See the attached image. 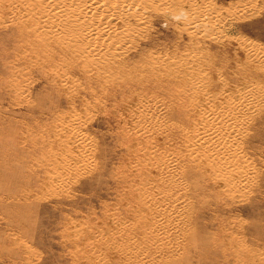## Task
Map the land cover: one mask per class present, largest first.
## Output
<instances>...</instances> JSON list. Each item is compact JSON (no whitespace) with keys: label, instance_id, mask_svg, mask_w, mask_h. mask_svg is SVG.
<instances>
[{"label":"rangeland","instance_id":"374dc122","mask_svg":"<svg viewBox=\"0 0 264 264\" xmlns=\"http://www.w3.org/2000/svg\"><path fill=\"white\" fill-rule=\"evenodd\" d=\"M157 104L219 137L146 163L123 127ZM146 203L161 258L131 264H264V0H0V264H120Z\"/></svg>","mask_w":264,"mask_h":264},{"label":"bare ground","instance_id":"6f19581e","mask_svg":"<svg viewBox=\"0 0 264 264\" xmlns=\"http://www.w3.org/2000/svg\"><path fill=\"white\" fill-rule=\"evenodd\" d=\"M86 32H88V31H86ZM240 89H242V88H240ZM229 96H231V95H229ZM237 101L238 100H236V99L230 100V101L226 100V103L222 102L219 105V107H217V106L216 107L219 111L223 110V108H226L227 110L234 111L237 108ZM197 105H198V103H197ZM195 107H197V106H195ZM151 108L153 110H151V112L149 114H146L144 116L137 115L133 122H129L128 126H124L123 131L125 133L122 134V135H124V138H131L133 140V142H134L133 148L136 147L138 149L139 148L142 149L143 153H145V154H143L141 159H143L146 163H152V165H154L155 162L160 161L161 164L168 165V167H170V168L178 169L181 166V164H179L177 162L185 161L188 158L191 161H193L195 159L196 153H198L197 149H201V148L205 149L206 148L204 146V141L206 140V138L201 134V131L203 129L208 130V132H209L208 136L209 135L215 136L213 138V142H216L215 139H217L219 137L218 136V133H219L218 129L221 125L209 123V122H207V119L201 120V119H199V117L198 118L194 117L191 120V126H192V128L197 129V136L195 135L196 139L194 142H189V141H187V139L185 137V135H186V129L185 128L179 127V125L177 126L176 124H170L166 121L162 122L161 121L162 117L160 118V115H162V114H160L161 112H160V108H159L158 104L153 105V107H151ZM198 113H199V107L194 108L192 114L195 116H199ZM187 117L184 116V118H187ZM163 119H165V118H163ZM187 119H185V120H187ZM223 119L221 120L222 124H223ZM130 142H132V141H130ZM156 146L157 147L161 146V148L163 149L161 154H156L153 152H151L150 154H146L147 152L150 151V149H152V147L156 148ZM172 160H173V162H176L175 165L173 164ZM164 165H162V166H164ZM221 173H222V171L221 172L219 171L218 174H221ZM133 174H134L133 171L127 172L128 177L133 175ZM156 177H157L156 176V168L152 169L151 172L147 171L145 173V180L148 183H151L154 179H156ZM136 183L140 184L137 179H136ZM156 200L159 201L160 197L156 196ZM138 206H139V208H141L143 206V208L140 210L141 214L139 215L140 224H142V223H144L145 225L149 224L152 228L149 229L147 227H142V226L135 228L133 230V232H134L133 234L135 236L138 235V237H136L135 239H132V237L130 238V237H127L125 235H123V237L119 238V236H118L119 232H114L113 229L111 232H109L107 234V241L108 242L109 241H115L116 242V240H119V242H116L117 245L114 246V251H115V255H116V258H115L116 262H118L120 264H128L129 262L131 264L134 259L139 258V257L147 258V257L152 256L156 260V262L159 258H161L160 254H158L157 252L161 249L163 241H161V239H160L162 237V233L160 232V227H158V226L165 227L167 224V219L163 218V214H160V212L158 211V208L153 207L152 209H150L148 203H146L144 205L138 204ZM169 226L173 230H175L179 227V226H177L176 223L169 224ZM104 243L106 244V242H104ZM93 244H94V241H93ZM90 245H91V243H90ZM113 245H115V244H113ZM90 248H92V247H90ZM92 250H93V248H92Z\"/></svg>","mask_w":264,"mask_h":264}]
</instances>
